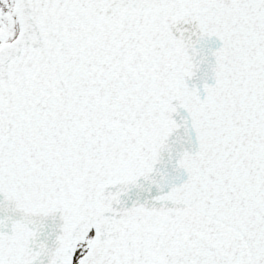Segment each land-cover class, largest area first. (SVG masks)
Instances as JSON below:
<instances>
[{"label":"snow or ice","instance_id":"obj_1","mask_svg":"<svg viewBox=\"0 0 264 264\" xmlns=\"http://www.w3.org/2000/svg\"><path fill=\"white\" fill-rule=\"evenodd\" d=\"M0 264H264V0H0Z\"/></svg>","mask_w":264,"mask_h":264}]
</instances>
